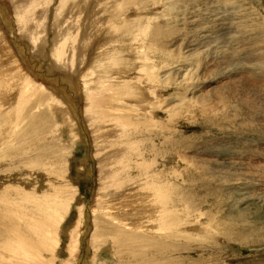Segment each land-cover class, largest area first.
<instances>
[{"label": "rangeland", "instance_id": "374dc122", "mask_svg": "<svg viewBox=\"0 0 264 264\" xmlns=\"http://www.w3.org/2000/svg\"><path fill=\"white\" fill-rule=\"evenodd\" d=\"M206 1L173 0L171 3H176L174 10H168L163 3L143 8L139 11L143 17L161 16L150 26L151 31L162 33L154 35L157 46L145 47L152 51H138L136 48L128 49L127 43L122 44L127 46L126 51L108 65L107 58H104L116 42L108 21L117 24L122 13L111 16L97 0H89L82 13L85 22L81 20V42L87 39L89 43L82 48L83 57L75 60L74 72L80 75L69 77L76 80V85L65 78L67 71L53 70L49 59L44 57L45 52L51 49L48 46L50 42L47 45L45 42L52 39L49 29L53 17L48 16L52 11L45 20L41 14L35 16L43 23V28H39L36 35L40 37L42 49L35 50L30 39L20 35L10 0H0V27L7 32L9 49L24 71L32 73L36 84L53 89L60 103L67 100L74 104V114L82 122L85 107L81 87L83 76L87 77L85 80H91L96 73L98 76L94 79L97 82L102 76L107 78L104 73L107 71L114 78H122L119 82L115 80L116 83L125 82L138 90V99L144 102L156 100L153 95H146L147 91L141 87L149 82L150 77L141 71L143 61L139 57L142 54L146 56L147 61L157 68L150 71H156L153 76L162 81L169 79L166 86L157 81V85L164 88L152 89L161 100V109L156 110L155 116L151 118L149 113L153 111L152 106L158 104L150 103L146 112L143 111L145 117H137L136 108L132 107L136 100L131 97L119 101L104 91L96 96L99 102L107 96L103 107L108 110L110 121L118 122L120 116L128 117L131 127L136 128L130 140L141 149L143 160L151 161L152 167L166 176L170 200L165 208L172 211L167 216L173 220L179 218L178 224L184 235H188L187 238L181 235V250L177 254L179 264H264V0H212L211 4ZM57 2L56 5L60 0ZM66 14L64 16L68 17ZM134 16H128V19ZM82 24L87 25L84 31ZM14 38L22 45L15 44ZM153 40L148 37L146 42L153 43ZM159 41L166 44L161 48ZM75 52L77 54L78 51ZM68 54L65 50V59L72 58L73 53L70 57ZM1 63L7 67L5 57L1 58ZM44 94L47 103V95L50 94L48 91ZM31 107L30 102L23 109L21 118L28 113L34 117L41 112L48 114L43 124L34 128V138L38 140L34 145L43 147V151L49 147L55 154L53 161L47 159L42 164L53 162L50 171H57L56 176L49 179L51 188L47 195H57L60 216L63 217L56 231L59 246L54 248L53 259L52 252L43 254L40 263L116 264L111 241L96 253L89 245V237L93 233L91 214L94 208H91L97 192L98 162L94 158L93 139L86 123L85 126L82 124L78 138L71 141L67 131L59 128L58 114H52L44 105L39 107L40 110L36 108L30 112ZM26 122L21 124V128L28 127ZM20 133L13 135L12 144L8 142L9 137L2 138L0 142V149L4 150L9 163H17L19 149L25 146L21 143ZM68 151L70 154L64 156L63 153ZM39 153L44 154L42 150ZM1 170L0 201H3V195L7 200L12 192H16L19 180L14 172L13 175L2 174ZM32 176L31 180L41 186L46 181L41 170ZM135 189L134 193L127 195L134 194L139 208L135 219L146 226L147 220L143 218L147 217L149 210L147 199L137 195L139 190ZM176 198L184 200V204L179 206L182 212L178 206L170 208ZM128 201L130 199L122 200L126 203H123L126 210L129 209ZM3 205L5 203L0 202V207ZM82 208L85 219L82 223H87L76 228ZM74 229L78 231L79 252L73 258L69 247ZM0 250L3 253L2 245ZM48 250H52L51 246ZM98 258L101 263H95Z\"/></svg>", "mask_w": 264, "mask_h": 264}, {"label": "bare ground", "instance_id": "6f19581e", "mask_svg": "<svg viewBox=\"0 0 264 264\" xmlns=\"http://www.w3.org/2000/svg\"><path fill=\"white\" fill-rule=\"evenodd\" d=\"M10 1L14 6L15 20L18 30L21 33L20 35H23L24 38L28 37L34 45L33 47L35 50L42 46L39 40L40 37H36V35L37 30L43 28V23L36 20L35 16L41 14V16H45V20L47 14L50 13L49 11H52V15H50L51 13L48 15L49 17H53L52 26L51 29H49L51 32L50 34H52V39H47L45 42L46 45L50 42L48 46L51 49L49 52H45L44 57L47 60L49 59L48 61H50L53 70L67 71L65 78H69L70 75H75L76 77L79 72H74V68H76L77 65L75 64V60L79 59V57H83L82 48L89 43L87 39L81 42V23L85 22L83 21L85 18L82 20V13L85 11V6L89 4V0H81V3L78 0H60L57 5L55 4L57 0ZM144 1L146 2L143 3ZM172 1L173 0H97L100 5L104 6V11L108 12L111 16L118 15L120 12L122 13L121 15L119 14L120 17H118L117 24L112 23L110 20L108 21L109 30L114 32L116 42L115 46L113 45V47L109 49L110 51L107 52L108 57H103L104 59L107 58L106 62H109L107 64H113L115 58H119L120 54L126 51L127 46H122V44L127 43L128 49L136 48L138 51H152L149 47L151 45L157 46V37L154 35L158 36L162 33L156 30H154V32L151 31L150 26L153 20H159L161 16L148 15L143 17L139 11L147 6L154 7L162 3L167 6L168 10H174L173 8H175L176 3H171ZM198 1L201 2V0ZM211 1L212 0H207L206 3L211 4ZM79 4H81V6H79ZM118 4H120L121 7L116 8ZM204 6L207 5L205 4ZM68 9H70V15ZM66 11L69 15L68 17L64 16ZM133 15L136 16L128 19V16ZM31 25H33V27H31ZM85 27H87V25H84L82 30ZM83 31L82 33H84ZM6 33L7 32L0 27V142L2 138L9 137L8 142L10 144L13 135L21 132L19 137L21 138V143L25 146L19 149L20 152L18 155L16 153L18 156L17 163H9L4 150L0 149V168H2V174L7 173L13 175L12 172H14L16 174V179L19 180L16 192H12L7 200L6 195H3L1 197V199L4 198L3 201H0L5 203V205L0 207V245H2L3 248V253L0 250V263L42 264L40 263L42 255L47 253L51 254L52 252L53 259L54 248L59 246V239L56 231L59 229L63 217L60 216L57 195H54L55 193L51 196L47 195L51 188L49 179L52 178L57 171H50V166L53 162L49 165L42 164V162L47 159L53 161L55 154L49 147H46L45 151H43V147L34 145L38 141L34 138V128L36 125L39 126L43 124L45 116L48 114L45 115L41 112L34 117L28 113L21 118L23 109L31 102L32 107L30 112L36 108L40 110L41 108L39 107L44 105L52 114H58L60 120L59 128H64L67 131L71 141H75V139L78 138L83 123L84 126L86 123L87 129L92 135L94 158L98 162V180L96 198L93 203L95 207H93L92 204L91 208V210L94 208L91 214L93 217V226L91 228L93 233L91 237H89V245L95 253L102 251L103 247L105 245L107 246V243L111 241L115 251L114 258L117 260L116 264H179L177 258V254L181 250L179 242L183 240L182 236L187 238L188 235H184V232L178 224L180 221L179 218L173 220L167 216L168 214L170 215L172 211H168V208H165V206L167 207V204H169L168 200H170L167 192L168 182L165 179L166 176L163 173H159L158 169L153 168V163L151 161L146 162L143 160L141 149L131 141V135L133 136V132L136 128L133 129L131 127L132 124H130L131 122L128 117L120 116L121 118L117 120L119 124H117L118 122L115 120L110 121V117L107 114L108 110L106 111L103 107L107 96L103 97L101 102L97 100L96 96L99 92L104 91L111 93L114 97L118 98L119 101H123V98L131 97L133 100H136L132 107L136 108L137 117H145L143 111L148 108L150 103L151 105L158 104L152 106V112L148 110L152 118L156 115V110L161 109V100H158L156 96L157 92L154 91V93L152 89L164 88L166 86L165 84H168L169 79L162 81L158 76H153V73L156 71L152 73L150 71L157 70V68L147 61V57L143 56V54L139 57L143 61L141 71L146 74L147 77L150 76L151 78L148 77L149 82L144 86L142 84L141 87L143 90L147 91L145 93L146 95H153L156 100L144 102L143 99H138V90L133 89L125 82L116 83L115 80L119 82L122 78H114L107 71L104 72L107 78L102 76L104 78L101 77L97 82L94 79L95 76H98L96 73L91 80L90 78H88L89 80H85L87 77L85 78L83 76L82 78L84 79L82 80L81 87L85 107L82 115L84 120L82 122V120H78L79 117L74 114V104L69 103L67 100L60 103L57 101L59 97L55 96L53 89L36 84L32 77V73L24 71L23 67H21L22 64H19L18 60L12 55L11 49H9L11 46L8 44V36ZM148 37L149 39L154 38L153 43L150 41L146 42ZM14 41H16L15 44H17V39L14 38L13 42ZM165 44V42L159 41L160 46ZM90 45L88 47H90ZM147 46H149V49L147 48L146 50L145 47ZM42 47L40 49H42ZM162 47L163 46H161V48ZM65 50L70 53V55L73 53L71 59H65ZM75 50L78 51L77 54ZM88 55H90V52H88ZM2 57H5L7 67L3 65L4 63H1ZM85 73L86 72H84V75ZM69 79L76 85V80L72 78ZM153 81H155L154 86L151 87ZM157 81L165 86L157 85ZM71 87L69 89H72ZM46 91L50 94L47 95V97H49L47 103L44 94ZM72 92L76 93V91ZM145 94H143V96L146 97ZM114 97L112 96L111 98ZM49 102L53 103V105L50 106L49 104L48 106ZM133 116L135 117V111ZM25 121H27L28 127L23 129L21 128V124H24ZM122 121H124L123 124H121ZM109 123H112V125H109ZM39 150H42L44 154H40ZM70 152L71 151L64 152L63 155L67 156ZM59 156L61 157L62 153ZM38 170H41L46 177V181L42 186L38 182L31 180L34 173L38 174ZM133 173L136 175L133 176ZM38 176L36 175L37 178ZM42 178L43 177H41V179ZM55 178L56 177H54V180ZM135 188L139 190V193L136 192L137 195L140 194L141 197L143 196L147 199L146 202L148 206L146 207L149 210L148 213H146L147 217L143 218L147 220L146 226L138 223L135 219L138 215L136 211L139 208H137L138 204H136L137 200L135 196L133 197L134 194L127 195V193L129 194ZM127 199H130V201H128V210L125 209L124 204L126 203H122V200L127 201ZM175 200L171 203L173 207L170 208L173 209L178 206V210L182 212L179 206L184 204V200L182 201L180 198ZM79 215L80 218L76 224V228H79L81 224H85L86 226L87 223H82L84 219L83 208L79 210ZM77 233L78 231L74 229L71 235V245L69 247L73 258L76 253L78 255L79 252V244L76 239ZM79 233L81 232L79 231ZM160 240L165 241L163 242ZM167 240L171 241L166 243ZM50 246L52 249L51 251L48 250ZM53 261H55V259ZM95 261V263H101L99 258L97 260L95 259Z\"/></svg>", "mask_w": 264, "mask_h": 264}, {"label": "water", "instance_id": "95a60500", "mask_svg": "<svg viewBox=\"0 0 264 264\" xmlns=\"http://www.w3.org/2000/svg\"><path fill=\"white\" fill-rule=\"evenodd\" d=\"M17 43H18V44H21V42H19L18 40H17ZM21 45H22V44H21Z\"/></svg>", "mask_w": 264, "mask_h": 264}]
</instances>
